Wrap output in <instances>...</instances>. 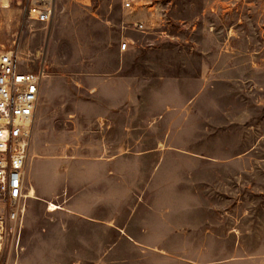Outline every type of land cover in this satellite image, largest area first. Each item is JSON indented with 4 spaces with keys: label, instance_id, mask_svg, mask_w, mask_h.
<instances>
[{
    "label": "rangeland",
    "instance_id": "1",
    "mask_svg": "<svg viewBox=\"0 0 264 264\" xmlns=\"http://www.w3.org/2000/svg\"><path fill=\"white\" fill-rule=\"evenodd\" d=\"M125 2L0 16L46 70L0 264H264V0Z\"/></svg>",
    "mask_w": 264,
    "mask_h": 264
},
{
    "label": "built area",
    "instance_id": "2",
    "mask_svg": "<svg viewBox=\"0 0 264 264\" xmlns=\"http://www.w3.org/2000/svg\"><path fill=\"white\" fill-rule=\"evenodd\" d=\"M134 0L124 7L132 9ZM57 0H0V16L18 9L22 22L49 25L56 14ZM139 31L142 24H136ZM1 39L0 27V262L8 252L18 251L24 234L31 194L27 168L33 141L36 111L45 67L31 70L34 60L22 58L19 33ZM128 44L121 46L125 51Z\"/></svg>",
    "mask_w": 264,
    "mask_h": 264
},
{
    "label": "bare ground",
    "instance_id": "3",
    "mask_svg": "<svg viewBox=\"0 0 264 264\" xmlns=\"http://www.w3.org/2000/svg\"><path fill=\"white\" fill-rule=\"evenodd\" d=\"M33 193L34 192L31 191V194H33ZM49 210H50V212H54V211L58 210V207H56L54 204H51L50 207H49Z\"/></svg>",
    "mask_w": 264,
    "mask_h": 264
},
{
    "label": "crops",
    "instance_id": "4",
    "mask_svg": "<svg viewBox=\"0 0 264 264\" xmlns=\"http://www.w3.org/2000/svg\"><path fill=\"white\" fill-rule=\"evenodd\" d=\"M135 1V0H134ZM28 166H29V162H28ZM28 169V168H27ZM30 194H31V192H30ZM32 197V196H31Z\"/></svg>",
    "mask_w": 264,
    "mask_h": 264
}]
</instances>
